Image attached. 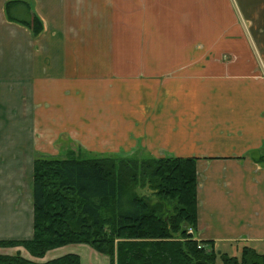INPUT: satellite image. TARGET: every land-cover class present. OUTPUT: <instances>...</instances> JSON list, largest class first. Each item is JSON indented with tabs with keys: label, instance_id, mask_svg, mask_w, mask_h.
<instances>
[{
	"label": "crops",
	"instance_id": "obj_1",
	"mask_svg": "<svg viewBox=\"0 0 264 264\" xmlns=\"http://www.w3.org/2000/svg\"><path fill=\"white\" fill-rule=\"evenodd\" d=\"M23 1L42 30L7 17L22 19V0H0V75L20 69L54 97L40 96L33 137L55 146L70 135L97 155L196 157L194 237L264 255V62L249 28H264V0ZM1 115L0 239H22L11 170H29L31 204L35 157ZM16 250L26 257L19 246L0 254Z\"/></svg>",
	"mask_w": 264,
	"mask_h": 264
},
{
	"label": "trees",
	"instance_id": "obj_2",
	"mask_svg": "<svg viewBox=\"0 0 264 264\" xmlns=\"http://www.w3.org/2000/svg\"><path fill=\"white\" fill-rule=\"evenodd\" d=\"M19 21L33 36L42 30L35 13ZM78 152L70 150L65 158L35 156L32 234L0 239V247L19 246L43 258L54 248L87 244L108 256L109 264H216L218 257L222 264H264V255L249 245L232 255L194 237L196 157ZM0 264H81V258L65 253L35 261L16 252L0 254Z\"/></svg>",
	"mask_w": 264,
	"mask_h": 264
},
{
	"label": "rangeland",
	"instance_id": "obj_3",
	"mask_svg": "<svg viewBox=\"0 0 264 264\" xmlns=\"http://www.w3.org/2000/svg\"><path fill=\"white\" fill-rule=\"evenodd\" d=\"M30 6L33 7L34 5ZM249 6L253 7L256 5L249 4ZM21 10L22 19L16 17L17 14L9 10L7 11L8 15H6L13 22H17L21 24L22 27H25L26 25L19 20H29L31 18V11L29 10L28 4L23 0ZM259 24H262L261 20H254L253 25L249 28L251 32H253L251 37L254 44L256 45L260 60L263 63L264 28L262 27V29H260ZM20 71V69H14L13 75H5L4 73L0 75V109L4 114L1 115L3 118V123L6 124V121H4L5 118H14L9 123L10 126L6 127V130L7 134L12 135L15 139L20 138L22 135V153L24 149H26L24 151V158L26 157L25 159H28V161H31L33 157L38 155L65 158L68 156L70 150L75 152L81 150V152L78 153L84 156L97 155L98 153L93 151L84 150L85 147L82 146V143L72 140L70 135H59L58 138L55 139V146L46 144V142H44L42 139L38 140L37 138L33 137L35 132H37L39 129L36 125L38 113H41L42 111V109L39 107L42 103L43 105L45 104V102L40 99V96L46 100L53 99L54 97H51L50 94H48V96L42 95V92L36 88V85L33 84V77H27L23 74V71L22 73ZM37 97H39V99ZM91 107L94 108L93 105ZM55 114L56 110H48L49 116H56ZM14 138L11 137L12 141H16ZM29 140L30 142L27 146V142ZM46 141L50 143L51 140L47 139ZM12 150H14V148H12ZM28 172H26L25 168L23 170L21 168L20 170H15L12 167L11 170V184L12 187H14V189H12V192H14L12 194V203L14 202L13 206L16 207L13 211L15 212L18 210L17 213H19V215L22 217L23 238H26L28 234H30V236L32 234V211L28 185L30 173L28 174ZM16 192L18 194H16ZM15 199L18 202H16ZM23 253L28 258H35L24 249H22V254ZM65 253L78 254L81 258V264H109L108 256L95 251L87 244H68L66 246L54 248L49 250L43 258L35 259V261H45ZM216 264H222L219 257L216 259Z\"/></svg>",
	"mask_w": 264,
	"mask_h": 264
},
{
	"label": "built area",
	"instance_id": "obj_4",
	"mask_svg": "<svg viewBox=\"0 0 264 264\" xmlns=\"http://www.w3.org/2000/svg\"><path fill=\"white\" fill-rule=\"evenodd\" d=\"M189 231L191 232V229H189Z\"/></svg>",
	"mask_w": 264,
	"mask_h": 264
}]
</instances>
